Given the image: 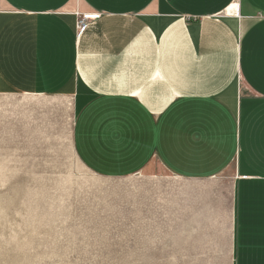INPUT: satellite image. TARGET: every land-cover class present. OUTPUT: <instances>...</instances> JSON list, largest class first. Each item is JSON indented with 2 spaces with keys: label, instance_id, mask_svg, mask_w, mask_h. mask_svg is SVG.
<instances>
[{
  "label": "crops",
  "instance_id": "obj_1",
  "mask_svg": "<svg viewBox=\"0 0 264 264\" xmlns=\"http://www.w3.org/2000/svg\"><path fill=\"white\" fill-rule=\"evenodd\" d=\"M11 95L69 99L97 176L161 172L175 253L264 264V0H0Z\"/></svg>",
  "mask_w": 264,
  "mask_h": 264
},
{
  "label": "rangeland",
  "instance_id": "obj_2",
  "mask_svg": "<svg viewBox=\"0 0 264 264\" xmlns=\"http://www.w3.org/2000/svg\"><path fill=\"white\" fill-rule=\"evenodd\" d=\"M75 118L62 96H0V264H205L161 235L173 230L161 172L97 176Z\"/></svg>",
  "mask_w": 264,
  "mask_h": 264
},
{
  "label": "built area",
  "instance_id": "obj_3",
  "mask_svg": "<svg viewBox=\"0 0 264 264\" xmlns=\"http://www.w3.org/2000/svg\"><path fill=\"white\" fill-rule=\"evenodd\" d=\"M99 18V15H84L83 17H81L78 23L79 35H82L87 31L90 21L98 20Z\"/></svg>",
  "mask_w": 264,
  "mask_h": 264
}]
</instances>
